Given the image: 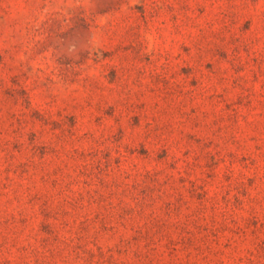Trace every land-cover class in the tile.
<instances>
[{"label": "rangeland", "instance_id": "1", "mask_svg": "<svg viewBox=\"0 0 264 264\" xmlns=\"http://www.w3.org/2000/svg\"><path fill=\"white\" fill-rule=\"evenodd\" d=\"M0 264H264V0H0Z\"/></svg>", "mask_w": 264, "mask_h": 264}]
</instances>
